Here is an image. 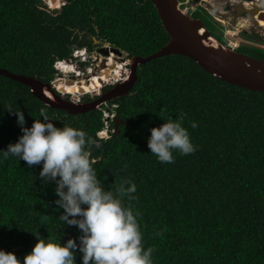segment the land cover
Listing matches in <instances>:
<instances>
[{
	"label": "trees",
	"instance_id": "obj_1",
	"mask_svg": "<svg viewBox=\"0 0 264 264\" xmlns=\"http://www.w3.org/2000/svg\"><path fill=\"white\" fill-rule=\"evenodd\" d=\"M168 39L151 0H0V68L49 83L66 99L74 85L56 76L54 62L73 48L109 45L127 58L146 57ZM103 71L113 80L126 75L124 66L100 63L72 79L82 95H94L107 84ZM136 74L129 92L110 101L127 124L116 132L112 122L108 137L98 136L101 109L70 114L49 107L28 86L0 75V150L22 134L8 108L23 112L26 127L44 108L55 126L85 130L100 145L91 146V158L105 190L135 183V199L123 203L141 213L153 264H264V91L229 84L181 55L150 59ZM181 114L196 151L161 163L147 146L150 128ZM40 168L16 157L0 162V248L21 261L37 231L62 243L80 235L60 224L55 184L40 179Z\"/></svg>",
	"mask_w": 264,
	"mask_h": 264
},
{
	"label": "clouds",
	"instance_id": "obj_2",
	"mask_svg": "<svg viewBox=\"0 0 264 264\" xmlns=\"http://www.w3.org/2000/svg\"><path fill=\"white\" fill-rule=\"evenodd\" d=\"M259 7L264 8L262 4ZM221 42L226 45L224 41ZM91 53L86 47L73 48L69 57L54 62L56 76L66 78L62 75V62L63 66L73 65L68 75H75L77 71L83 73L90 64ZM123 55L127 61L123 65L126 70L124 78L127 79L130 71L127 68L129 58L124 52ZM124 78L110 82L118 83ZM87 94L92 97L96 95H81L80 102ZM104 104L108 105V109L117 105L108 100L102 102L97 109L102 111ZM116 108L111 123L117 118ZM8 109L10 114L14 113L22 134L14 143H9L6 149L0 150V162L16 157L25 161L28 166L41 165L40 179L55 184V204L63 209L58 216L60 224L77 227L80 235L75 239L69 237L62 243L59 236L54 240L42 239L37 231L33 233L36 242L22 261L14 252L0 248V264H76L77 251L81 254V264H153L155 248L144 247L138 223L141 213H134L130 206L123 203L124 197L135 199L132 194L137 190L136 185L130 180H124L114 190H105L93 167L96 161L91 158V146L99 148L100 145L85 130L72 126H55L44 108L40 109V119H34L30 127L25 126V116L21 110ZM184 120V114H181L175 119L169 117L161 125L150 128L147 146L159 162L173 163L174 153L188 155L196 151L197 146L192 143ZM191 127L196 128L197 123L192 122ZM103 129L104 125L98 136ZM108 136L109 131L104 137Z\"/></svg>",
	"mask_w": 264,
	"mask_h": 264
},
{
	"label": "water",
	"instance_id": "obj_3",
	"mask_svg": "<svg viewBox=\"0 0 264 264\" xmlns=\"http://www.w3.org/2000/svg\"><path fill=\"white\" fill-rule=\"evenodd\" d=\"M151 2L169 36L168 41L154 54L129 58L128 78L125 77L91 102L78 103L73 98H63L54 92L49 83L42 82L34 76L16 74L4 68H0V75L28 86L31 93L45 105L65 110L70 114L97 109L104 101L126 95L136 82L138 65L167 55L188 57L211 75L229 84L251 91H264V59L248 56L221 43L204 27L200 18H195L184 9L181 0H151ZM238 10L239 13L242 12ZM108 49L118 56L123 55L122 50L109 45L101 47L100 51L106 55ZM121 123L127 124L118 117L114 120L116 132Z\"/></svg>",
	"mask_w": 264,
	"mask_h": 264
},
{
	"label": "flooded vegetation",
	"instance_id": "obj_4",
	"mask_svg": "<svg viewBox=\"0 0 264 264\" xmlns=\"http://www.w3.org/2000/svg\"><path fill=\"white\" fill-rule=\"evenodd\" d=\"M183 1V0H182ZM191 0L188 3L190 9H192ZM251 1V2H250ZM249 5L244 6L237 2V0H198L199 5L197 9H192V15H199L200 11L206 12L211 18L212 22L222 27L221 23L226 21L235 28L237 40H240L239 46L236 47V51L246 54L251 57L264 56V8H260L258 2L264 7V0H250ZM240 9L242 12L239 13ZM198 18L197 16H195ZM205 26V22L200 18ZM208 29V28H207ZM209 30V29H208ZM210 33L211 30H209ZM220 30L214 33V36H218ZM257 58V57H256ZM126 60V59H125ZM127 68L130 67L127 65ZM111 79L110 81H112ZM109 82V81H108ZM116 83L105 85L98 94L91 96V101L99 98V95H103L109 89H111ZM121 97V96H120ZM83 98V97H82ZM82 103L91 102L90 100H83ZM119 98V97H117ZM116 98L110 99L114 100Z\"/></svg>",
	"mask_w": 264,
	"mask_h": 264
},
{
	"label": "built area",
	"instance_id": "obj_5",
	"mask_svg": "<svg viewBox=\"0 0 264 264\" xmlns=\"http://www.w3.org/2000/svg\"><path fill=\"white\" fill-rule=\"evenodd\" d=\"M189 1L191 0H183L181 1L182 6L184 7L185 10L187 11H192V9H197L198 8V3L196 1L192 2V9L189 8L188 3H190ZM250 0H237L238 3L247 6L249 5ZM64 4V2H62ZM259 5H261V3L258 2ZM222 27L220 28V32L219 35L223 37L224 42L226 43L227 46L231 47V48H236L241 42L240 40H237L235 38V36L237 37L235 28L231 27L229 25V23H227L226 21L221 23ZM76 51L73 52V55H75ZM127 61H125V63H123L122 65H126ZM91 68V67H90ZM88 68V69H90ZM77 73H79V71H77ZM59 78H61V76H58ZM113 81V80H112ZM77 102L80 101V97L75 99ZM117 105H112L111 109H108V105L104 104V108H102L103 111V122H104V129L101 132V134H99L100 137H104L105 135H107L108 131L110 130V123L112 118L115 115V108Z\"/></svg>",
	"mask_w": 264,
	"mask_h": 264
},
{
	"label": "rangeland",
	"instance_id": "obj_6",
	"mask_svg": "<svg viewBox=\"0 0 264 264\" xmlns=\"http://www.w3.org/2000/svg\"><path fill=\"white\" fill-rule=\"evenodd\" d=\"M194 16V15H193ZM197 16L198 18H202L205 22V26L206 28H208L209 30H211L212 34L214 35V33H216V31H219L220 30V27L219 26H216L211 18L209 17V15L206 13V12H202L200 11V14L199 15H195ZM194 16V17H195ZM196 18V17H195ZM217 36V35H216ZM217 39L221 42V41H224L223 37L222 36H218ZM222 43V42H221ZM105 46V45H104ZM103 46V47H104ZM101 49V48H100ZM100 49H94L92 50V53L90 55V64L88 67H91L90 69H88V67H86L85 71L83 72L82 70V75H84L85 73H88L90 71H92L94 68H96L98 66V64L100 63H105L106 65H110L112 63H110L109 61H106V60H103L102 61V58H108L109 56L106 54H103ZM111 54V53H110ZM114 54V57L116 58L115 61H119L121 63H125V58H124V55L122 56H118L116 55L115 53ZM102 61V62H101ZM65 62V61H64ZM63 63V62H62ZM60 64V67L63 68V64ZM116 63V62H115ZM115 63H113L112 65H114ZM117 63L115 64V67H117ZM73 67V65H71ZM125 66V65H124ZM82 68H85V67H82ZM109 72L111 71H103L101 72L103 75H105V77L107 76V78H110L109 76ZM63 77H66V78H69L70 75H68L67 73H62ZM75 76V75H73ZM76 77H73V79L75 80ZM124 78V77H122ZM75 85V84H74ZM70 98H72V95L70 96ZM78 103H80V101H78Z\"/></svg>",
	"mask_w": 264,
	"mask_h": 264
},
{
	"label": "bare ground",
	"instance_id": "obj_7",
	"mask_svg": "<svg viewBox=\"0 0 264 264\" xmlns=\"http://www.w3.org/2000/svg\"><path fill=\"white\" fill-rule=\"evenodd\" d=\"M108 52H107V55L109 56L108 58H102V61L103 60H106V61H109L110 63H117L118 65H117V69H119V68H123V63H121V62H119V61H115V57H114V54H113V52L112 51H110L109 49L107 50ZM111 53V54H110ZM101 61V62H102ZM104 62V61H103ZM115 63V64H116ZM112 64H110V65H112ZM115 64H114V66H115ZM99 65V64H98ZM85 74H87V73H85ZM100 74V73H99ZM72 76L73 75H70L69 76V78H66L67 80H69V81H72V83H73V85H74V92L72 93V98L73 99H76V98H78V97H80L81 95H82V92L84 91V90H80L79 88H77V86H76V82H75V80L74 79H72ZM126 75H124L123 77H125ZM112 78L110 77V78H108V80H107V82L109 81L110 82V80H111Z\"/></svg>",
	"mask_w": 264,
	"mask_h": 264
}]
</instances>
